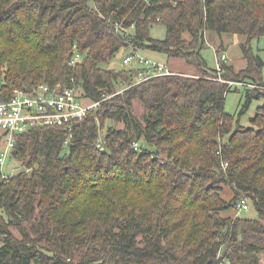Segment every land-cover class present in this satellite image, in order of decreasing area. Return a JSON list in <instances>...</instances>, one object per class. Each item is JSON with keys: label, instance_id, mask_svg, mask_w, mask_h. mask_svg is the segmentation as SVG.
Segmentation results:
<instances>
[{"label": "trees", "instance_id": "trees-1", "mask_svg": "<svg viewBox=\"0 0 264 264\" xmlns=\"http://www.w3.org/2000/svg\"><path fill=\"white\" fill-rule=\"evenodd\" d=\"M155 24L164 39L151 36ZM207 31L247 36V66L210 67ZM263 36L264 0H0V102L41 84L101 101L70 132L17 135L11 157L24 170L1 182L0 264H264V106L248 128L225 110L229 81L255 84L247 104L264 96L251 45ZM122 49L166 53L200 74L134 84L142 67H104ZM243 199L258 219L238 214Z\"/></svg>", "mask_w": 264, "mask_h": 264}, {"label": "rangeland", "instance_id": "rangeland-1", "mask_svg": "<svg viewBox=\"0 0 264 264\" xmlns=\"http://www.w3.org/2000/svg\"><path fill=\"white\" fill-rule=\"evenodd\" d=\"M129 30H127V32H129ZM166 33H167V28L164 25L155 24L151 28V36L156 39H164ZM205 39H206V48L203 50V55L210 67L216 68L217 57H218L217 55H220L221 53L224 52L227 55V61H226L227 64L233 66L237 71H240L241 69H244L247 66V60L245 59L242 50V44L247 41L248 39L247 36L236 33H227V32L218 33L215 31H207L205 34ZM251 45L254 51L257 54H259L264 61V36L260 38L257 37L253 38L251 41ZM137 54L140 57L148 58L163 64H168L169 67L172 68V71L175 72L176 74H183L187 76H192V75L197 76L198 74H200L194 69L192 65L187 64L183 59L177 57H169L166 53L152 51V50L134 51L133 49L130 50L122 49L120 52H118L116 57L111 62L104 64V67L115 70L126 69L128 68V66L139 67L137 63L138 57H136ZM127 55H132L135 57L130 62V64L123 63V59ZM3 71H4L3 69H0V89L4 77ZM262 77L264 80V68L262 69ZM247 81L249 80H245L242 82L229 81V86H231L232 90L229 91L226 95L225 110L228 114L235 116L236 118L235 128L252 127L253 126L252 120L258 112V108L264 106V96L260 98L254 97L252 98L251 102L247 104V100H246L247 90L249 88L252 89L253 86L255 85V84L253 85L249 84ZM230 82H234V84L231 85ZM58 85L63 87V85L61 84ZM125 89L127 88H120L119 91H117V93H120ZM133 111L140 118L143 117V114L145 113V109L143 104L139 100L134 101ZM109 124H112V122L108 121L107 125ZM122 125L123 124H120V126ZM107 130H108V126L101 133V135L105 134ZM142 143L147 146L146 142H144L143 140ZM4 145H5V139H3L2 131L0 130V153L2 152V149L5 148ZM149 148L155 149L153 146H149ZM1 164L2 165H0V167H2V171L5 176H12L24 170V166L22 165V163L17 161V159L10 157V155ZM222 196L226 200H230L233 197L232 190L229 186L226 185L224 186V191L222 192ZM222 214L225 216H230V215L234 216L236 214V210L233 208L225 209L224 211H222ZM239 214L242 217L258 219L257 211L252 205L249 206L247 210L240 211ZM14 232L17 236H19V233L16 230H14Z\"/></svg>", "mask_w": 264, "mask_h": 264}, {"label": "built area", "instance_id": "built-area-1", "mask_svg": "<svg viewBox=\"0 0 264 264\" xmlns=\"http://www.w3.org/2000/svg\"><path fill=\"white\" fill-rule=\"evenodd\" d=\"M217 56L216 69L218 72H222L227 55L224 52ZM136 57H138V65L143 69L134 84L152 77L175 73L168 64L140 57L138 54ZM79 58L80 54L77 53L71 63L75 64ZM134 58L132 55H127L123 59V63L130 64ZM218 80L224 81L221 76ZM230 84L233 85L234 82H230ZM100 103L101 101L89 99L75 87L60 85L52 87L48 84H41L33 92L16 90L10 100L0 102V130L3 139H5V148L0 153V165L9 155L11 157L17 135L38 126L65 127L70 132L76 122L87 118L98 108ZM139 147V142H134V148L137 150ZM9 177L11 176L4 175L2 167H0V193L1 182ZM237 207L239 214L240 211L247 210L249 204L246 199H243Z\"/></svg>", "mask_w": 264, "mask_h": 264}, {"label": "crops", "instance_id": "crops-1", "mask_svg": "<svg viewBox=\"0 0 264 264\" xmlns=\"http://www.w3.org/2000/svg\"><path fill=\"white\" fill-rule=\"evenodd\" d=\"M217 52V51H216ZM138 67V66H137ZM172 69V68H171Z\"/></svg>", "mask_w": 264, "mask_h": 264}]
</instances>
